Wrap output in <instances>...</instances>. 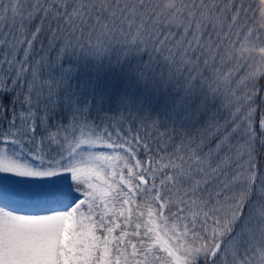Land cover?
<instances>
[{"label": "snow or ice", "instance_id": "obj_1", "mask_svg": "<svg viewBox=\"0 0 264 264\" xmlns=\"http://www.w3.org/2000/svg\"><path fill=\"white\" fill-rule=\"evenodd\" d=\"M255 0H0V264H264V87L227 46ZM140 45L218 99L166 127L84 106L56 115L44 68ZM226 68V70H225Z\"/></svg>", "mask_w": 264, "mask_h": 264}, {"label": "trees", "instance_id": "obj_2", "mask_svg": "<svg viewBox=\"0 0 264 264\" xmlns=\"http://www.w3.org/2000/svg\"><path fill=\"white\" fill-rule=\"evenodd\" d=\"M43 76L60 83L58 118L75 106H86L97 119L105 114L147 115L166 127L190 129L204 123L219 102L200 90L188 89L183 73L140 45L66 50L44 68ZM260 86L264 87V80Z\"/></svg>", "mask_w": 264, "mask_h": 264}, {"label": "clouds", "instance_id": "obj_3", "mask_svg": "<svg viewBox=\"0 0 264 264\" xmlns=\"http://www.w3.org/2000/svg\"><path fill=\"white\" fill-rule=\"evenodd\" d=\"M160 2L164 8L174 12L178 0H160ZM255 4L253 25L264 31V0H255ZM224 55L230 59L244 57L250 61L248 75L253 79L264 77V43H256L248 37H243L237 45L227 46Z\"/></svg>", "mask_w": 264, "mask_h": 264}]
</instances>
